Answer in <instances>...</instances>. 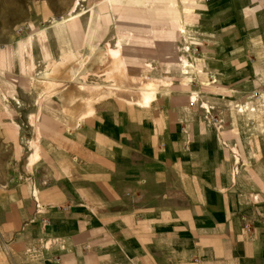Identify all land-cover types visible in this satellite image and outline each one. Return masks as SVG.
Wrapping results in <instances>:
<instances>
[{
  "label": "crops",
  "instance_id": "0c3cea01",
  "mask_svg": "<svg viewBox=\"0 0 264 264\" xmlns=\"http://www.w3.org/2000/svg\"><path fill=\"white\" fill-rule=\"evenodd\" d=\"M71 14L57 23L40 5L0 58L14 53L22 76L44 29L52 54L116 41L161 62L185 27L209 82L172 81L144 105L102 101L30 175L0 181V264H264V108H242L264 95V0H72ZM3 81L0 154L12 157Z\"/></svg>",
  "mask_w": 264,
  "mask_h": 264
},
{
  "label": "rangeland",
  "instance_id": "374dc122",
  "mask_svg": "<svg viewBox=\"0 0 264 264\" xmlns=\"http://www.w3.org/2000/svg\"><path fill=\"white\" fill-rule=\"evenodd\" d=\"M40 5L49 7L54 19L72 16V0H0V49H11L7 45L10 34L19 37L26 30L27 18L31 20ZM41 28H44V25ZM184 28H179L182 34L181 40L173 44L170 54L161 62L148 58L140 61L141 59L135 56V47L132 44L126 45L116 41L102 43L87 51H70L64 48L63 51L52 54L47 36L45 43L37 42L39 33L44 29L29 35L33 36L36 42L32 46L30 44V61L22 76L20 73L16 74L14 53L13 57L7 53L8 57L0 58V68L4 71L0 78H3L5 84H10L12 88L9 92L10 97L14 99L13 104L9 103L7 107L1 106V108L9 109L13 119V129L17 132L13 156L9 157L8 152L0 154V181L9 174L13 177H19L22 175L21 172L23 175H30L31 165L34 162L29 165L30 167L27 162L35 145H38L40 152L59 133L63 131L68 133L67 128L75 124L77 118L90 114L102 101L122 99L117 96V91L114 89V85L120 83L115 81L119 75L113 72L114 68L110 69L105 63V57H108L107 45L121 49L123 59L126 61V73L129 75L128 82L121 83L125 87L135 83L136 86L158 92L161 85L175 80L183 85H207L209 79L205 78L206 71L196 63L199 50L194 44L195 40L184 36L186 30ZM39 44L45 46L47 50H44L45 54L39 48ZM65 56H69L68 64L60 70H54L55 63L65 59ZM155 63L163 66L160 73L153 72L156 70L155 67L159 66ZM146 77L152 79L149 87L144 83L139 84L140 80ZM130 81L134 83H129ZM102 86H110L109 94L96 98L89 94L90 89H99ZM196 95L198 96V93ZM198 97L195 96L193 100ZM204 105L210 107L208 113L213 112V106L207 103Z\"/></svg>",
  "mask_w": 264,
  "mask_h": 264
},
{
  "label": "bare ground",
  "instance_id": "6f19581e",
  "mask_svg": "<svg viewBox=\"0 0 264 264\" xmlns=\"http://www.w3.org/2000/svg\"><path fill=\"white\" fill-rule=\"evenodd\" d=\"M71 18H72V16L69 15V16H66L62 19L56 20V22L60 23V22L68 21ZM39 40L41 43L46 42V34H45L44 30H42V32L39 33ZM107 50H108V57H105L106 58L105 63L107 64V67H109L110 69L114 68L113 72H116V74L119 75L118 77L116 76L117 78L115 77L117 79L115 81L120 82V83L114 85V89L117 91L116 92L117 96L119 98L128 100L130 102L138 103L141 105L148 103L155 96L156 92L150 88L139 87L138 85L136 86L133 81L132 82L130 81L129 83H134V84H130V85H128V87H125V85L121 84L122 82L124 84L126 81L128 82L127 78L129 77V75L126 73L127 72L126 67H125L126 61L123 59V56L121 54V49L112 48L111 46L107 45ZM69 60H70L69 56H65V59L61 60L60 62L55 63V65L53 67L54 70L62 69V67H64L65 65L68 64ZM185 62H187V61H185ZM102 64H104V63L102 62ZM189 65H190V63H189ZM53 73H54V71H53ZM142 83H144L145 85H147V87H149V84L152 83V79L146 77L144 80H140L139 84H142ZM109 87L110 86H102L99 89L92 88L89 90V94H91L95 98L105 96V95L109 94V91H108ZM31 116H33V115H31ZM38 158H39L38 145H35L34 150L31 154V157L28 159L27 165L28 166L31 165V163L34 162L35 160H37Z\"/></svg>",
  "mask_w": 264,
  "mask_h": 264
},
{
  "label": "built area",
  "instance_id": "2783aa9c",
  "mask_svg": "<svg viewBox=\"0 0 264 264\" xmlns=\"http://www.w3.org/2000/svg\"><path fill=\"white\" fill-rule=\"evenodd\" d=\"M264 95L261 90H253L249 94L248 101L243 103V110L256 111L260 108H264ZM206 111L209 112V107L205 106ZM35 196V192H33ZM37 208L40 209V205L37 204Z\"/></svg>",
  "mask_w": 264,
  "mask_h": 264
}]
</instances>
